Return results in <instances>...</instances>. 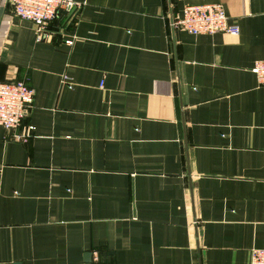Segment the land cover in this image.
Wrapping results in <instances>:
<instances>
[{
    "label": "crops",
    "instance_id": "0c3cea01",
    "mask_svg": "<svg viewBox=\"0 0 264 264\" xmlns=\"http://www.w3.org/2000/svg\"><path fill=\"white\" fill-rule=\"evenodd\" d=\"M75 1L38 42L0 0V83L34 91L28 141L0 127V264H250L264 0H170L172 17L220 4L237 37L172 31L168 0Z\"/></svg>",
    "mask_w": 264,
    "mask_h": 264
},
{
    "label": "built area",
    "instance_id": "2783aa9c",
    "mask_svg": "<svg viewBox=\"0 0 264 264\" xmlns=\"http://www.w3.org/2000/svg\"><path fill=\"white\" fill-rule=\"evenodd\" d=\"M14 17L32 23L36 28L37 40L42 41L53 34L50 24L62 17L71 21L80 4L75 0H8ZM173 30H181L192 36L226 34L239 35V27L229 23L220 4L192 5L183 8L173 17ZM75 36H68L64 44L73 47ZM258 83L264 85V60L256 61L251 68ZM61 83L71 88L70 78L62 76ZM34 91L21 81L0 83V127L10 133L9 140L26 143L34 132L25 119L32 107ZM250 264H264V249H251Z\"/></svg>",
    "mask_w": 264,
    "mask_h": 264
},
{
    "label": "water",
    "instance_id": "95a60500",
    "mask_svg": "<svg viewBox=\"0 0 264 264\" xmlns=\"http://www.w3.org/2000/svg\"><path fill=\"white\" fill-rule=\"evenodd\" d=\"M168 6H169V21H170V24H172L173 17H172L170 0H168ZM172 31H173V29H172ZM185 147H186V144H185ZM186 153H187V148H186ZM188 175H190L189 172H188ZM191 203H192V208H193L194 207V200H193V194L192 193H191ZM193 211H194V208H193ZM195 238H196V242L198 243V233H197L196 228H195ZM197 249H198V253H199V247ZM89 257H90V254H87L86 259H88Z\"/></svg>",
    "mask_w": 264,
    "mask_h": 264
}]
</instances>
